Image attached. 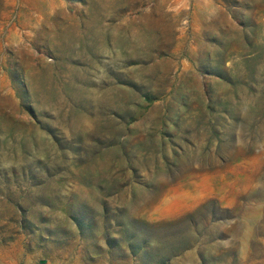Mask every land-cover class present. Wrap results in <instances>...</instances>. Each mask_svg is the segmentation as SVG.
<instances>
[{
    "label": "rangeland",
    "instance_id": "obj_1",
    "mask_svg": "<svg viewBox=\"0 0 264 264\" xmlns=\"http://www.w3.org/2000/svg\"><path fill=\"white\" fill-rule=\"evenodd\" d=\"M0 264H264V0H0Z\"/></svg>",
    "mask_w": 264,
    "mask_h": 264
}]
</instances>
